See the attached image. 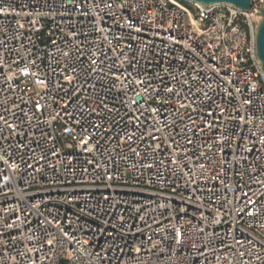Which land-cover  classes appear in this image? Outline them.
<instances>
[{
    "label": "built area",
    "instance_id": "2783aa9c",
    "mask_svg": "<svg viewBox=\"0 0 264 264\" xmlns=\"http://www.w3.org/2000/svg\"><path fill=\"white\" fill-rule=\"evenodd\" d=\"M261 3L0 0V264H264Z\"/></svg>",
    "mask_w": 264,
    "mask_h": 264
},
{
    "label": "water",
    "instance_id": "95a60500",
    "mask_svg": "<svg viewBox=\"0 0 264 264\" xmlns=\"http://www.w3.org/2000/svg\"><path fill=\"white\" fill-rule=\"evenodd\" d=\"M204 9L230 6L237 11L249 12L260 0H188ZM254 55L264 77V0L253 16Z\"/></svg>",
    "mask_w": 264,
    "mask_h": 264
}]
</instances>
